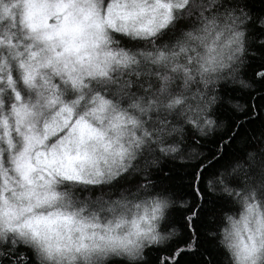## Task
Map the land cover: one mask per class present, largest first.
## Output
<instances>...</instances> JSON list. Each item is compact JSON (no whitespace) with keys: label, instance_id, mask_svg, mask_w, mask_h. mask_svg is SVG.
<instances>
[{"label":"snow or ice","instance_id":"snow-or-ice-1","mask_svg":"<svg viewBox=\"0 0 264 264\" xmlns=\"http://www.w3.org/2000/svg\"><path fill=\"white\" fill-rule=\"evenodd\" d=\"M260 4L211 5L226 13L236 48L226 71L189 97L186 81L158 82L135 48L109 45L120 34L167 48L170 32L207 18V2L0 0V264H218L200 230L214 238L211 225L235 204L244 235L220 216L230 227L219 243L237 264H264ZM178 168L190 169L180 177L187 191L175 190ZM73 185L118 199L101 192L86 202L89 216L85 206L53 208L63 206L57 189ZM130 196L147 199L127 232L122 216L99 222Z\"/></svg>","mask_w":264,"mask_h":264},{"label":"clouds","instance_id":"clouds-1","mask_svg":"<svg viewBox=\"0 0 264 264\" xmlns=\"http://www.w3.org/2000/svg\"><path fill=\"white\" fill-rule=\"evenodd\" d=\"M202 2L208 4L207 18L205 20H201L200 17L194 18L188 28L182 30L171 42H167V48L162 45L153 47L151 43H148L149 46L146 49H136L130 53L134 54L141 63L147 59L150 69L157 74L158 82L162 81L168 86H174L186 81L187 87L184 90L189 97L192 96L197 87L202 88L206 82L211 84L226 71L230 57L236 48L235 36L230 28V20L224 10L222 9L220 13L211 11L213 3L220 4L223 0H202ZM141 52L148 55L141 56ZM161 52L164 53L163 58H160ZM57 191L63 197V206L60 201H57L53 208H61L65 211L78 210L79 206L77 205L75 209L67 207L70 200L74 203V190L73 193H70L67 188L59 187ZM51 210L44 207L35 211L47 215ZM260 211L264 214V207ZM87 212L88 209L81 215L86 216ZM111 213L113 214L112 223H116L117 217L121 216L128 222L123 224L120 229L121 232H127L133 219L126 218L129 215V210L117 206ZM235 221L241 235H244V221L241 217ZM253 226V220L249 218L248 228L251 229ZM53 227L56 226L53 225ZM230 260L233 261V264H237L233 256H230Z\"/></svg>","mask_w":264,"mask_h":264},{"label":"trees","instance_id":"trees-1","mask_svg":"<svg viewBox=\"0 0 264 264\" xmlns=\"http://www.w3.org/2000/svg\"><path fill=\"white\" fill-rule=\"evenodd\" d=\"M255 6L259 8L261 6L260 0H255ZM180 33V31H177L175 34L172 32L169 33L170 36L175 35V37ZM115 39L119 41L118 44H113L112 48L113 50H117V48H124L127 50L140 49L144 50L149 45L148 43H139V44H133L132 41H129L128 38H121L120 34H114ZM167 42V41H166ZM194 104L195 101H192ZM177 164L180 162L177 161ZM190 171V169L187 168H178L176 170L177 175V181L175 190L177 191H187V188L185 185L187 184V180H181L180 177L184 176L186 172ZM90 190L88 192H84L81 186L79 185H73L68 187V191L70 193H73L74 190V203L77 206H85L88 209V212L86 213V216H89L91 212L94 210L93 208L88 207L86 202H91L93 199L99 197L101 195V192L104 194V199L106 201H114L118 199L117 195L113 194L114 190L104 188L100 189L99 187H96L95 191H91L92 186H89ZM147 197H141V198H135V197H128L127 200L124 202V210H129V215L126 216L127 219H132L133 216H139L142 214L145 210L146 205L142 204V200H146ZM137 204H140V207H136ZM243 213V208L240 204L235 205H225L223 212L220 214V216H226L230 215L232 216L233 220H238ZM138 214V215H137ZM99 216V222L101 224L108 223L109 221L113 220V214L108 211H102L98 213ZM220 216L217 217L216 222L211 225V228L216 233L215 237H209L207 235V232L205 228H201V237L202 241L204 243V246L208 248L213 255L215 256L216 260L218 261V264H229L230 256L226 255L227 249L224 248L223 245H220L219 241L222 239V232L225 227H230L228 221L226 219H221Z\"/></svg>","mask_w":264,"mask_h":264}]
</instances>
